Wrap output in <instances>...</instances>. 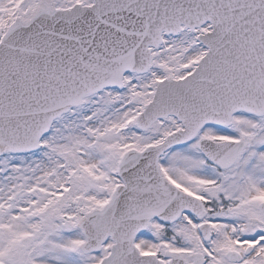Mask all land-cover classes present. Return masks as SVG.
Returning a JSON list of instances; mask_svg holds the SVG:
<instances>
[{
  "label": "snow or ice",
  "instance_id": "snow-or-ice-1",
  "mask_svg": "<svg viewBox=\"0 0 264 264\" xmlns=\"http://www.w3.org/2000/svg\"><path fill=\"white\" fill-rule=\"evenodd\" d=\"M0 264H264V0H0Z\"/></svg>",
  "mask_w": 264,
  "mask_h": 264
}]
</instances>
